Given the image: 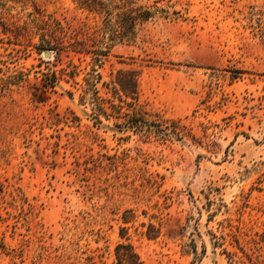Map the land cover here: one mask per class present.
Wrapping results in <instances>:
<instances>
[{"label": "rangeland", "instance_id": "1", "mask_svg": "<svg viewBox=\"0 0 264 264\" xmlns=\"http://www.w3.org/2000/svg\"><path fill=\"white\" fill-rule=\"evenodd\" d=\"M138 2L153 16L95 63L34 46L48 16L102 37L76 0H0V264H114L122 241L144 264H264V0ZM119 68L183 137L145 139L82 97L95 69L113 99Z\"/></svg>", "mask_w": 264, "mask_h": 264}, {"label": "trees", "instance_id": "2", "mask_svg": "<svg viewBox=\"0 0 264 264\" xmlns=\"http://www.w3.org/2000/svg\"><path fill=\"white\" fill-rule=\"evenodd\" d=\"M81 8L95 13L101 18V26L98 31L102 32L101 38L80 37L82 31L70 28L69 23L51 18H39L33 20L35 33L39 42L34 46L37 50L52 49L69 53L91 55L95 63L107 55L111 45L116 43H133L136 40L138 30L154 14V11L138 0H76ZM0 24L6 23L0 20ZM18 30L25 27L16 25ZM97 30V29H96ZM83 34V33H82ZM86 35V34H84ZM107 36V37H105ZM105 39L111 44L104 43V48L98 47L97 42ZM75 67L72 71L75 72ZM89 72L85 77L84 86L81 90L90 93L89 101L93 108L107 118L116 119L114 125L124 130L139 134L145 139L158 141H171L172 137L184 136V126L180 124V118L165 117L158 111L146 109L138 101L139 80L138 73L134 69L119 68L109 82H102V88L110 90L113 99L101 96L97 83L101 79L99 72ZM148 236L154 237L153 233L147 232ZM116 262L114 264H144L135 251L133 245L119 242L115 247Z\"/></svg>", "mask_w": 264, "mask_h": 264}, {"label": "water", "instance_id": "3", "mask_svg": "<svg viewBox=\"0 0 264 264\" xmlns=\"http://www.w3.org/2000/svg\"><path fill=\"white\" fill-rule=\"evenodd\" d=\"M45 57H51V52L50 51H45L44 52Z\"/></svg>", "mask_w": 264, "mask_h": 264}]
</instances>
